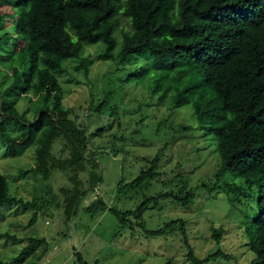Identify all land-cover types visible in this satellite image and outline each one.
Here are the masks:
<instances>
[{
  "label": "rangeland",
  "instance_id": "obj_1",
  "mask_svg": "<svg viewBox=\"0 0 264 264\" xmlns=\"http://www.w3.org/2000/svg\"><path fill=\"white\" fill-rule=\"evenodd\" d=\"M120 2L122 10L125 0ZM20 7L17 0H0L4 22L0 25V92L11 82L12 66L22 61L25 42L14 38L13 32ZM121 10L115 16L117 48L122 31L130 30V21ZM103 49L101 40L86 45L81 57L66 60L65 70L57 75L68 118L87 138L83 166L66 164L43 176L34 170L35 145L15 157H0L9 195L30 202L25 206L23 202L0 204V260H11L27 245L28 237H36L45 243L37 245L20 264H193L186 259L188 250L177 221L181 220L198 259L217 250L222 253L202 264H249L254 254L245 227L257 212L256 186L248 188L242 178L228 173L216 182V143L212 134L198 126L192 103L173 105L176 91L164 94V86L152 93L149 77L126 81L140 62L118 65L100 58ZM20 96L14 106L32 120L41 97L31 92ZM103 101L105 105L98 109ZM5 115H0V121L18 138L16 120ZM5 149L0 142V153ZM51 152L55 159L69 158L68 140L58 135ZM153 164V178L124 186ZM91 169L100 176L96 188L86 189L77 209L67 212L69 198L88 186ZM164 193L168 197L154 199ZM187 194H191L188 203L177 201ZM93 200H100L105 208L87 212ZM145 200L139 218L128 215L120 223L113 214L136 212ZM33 212L36 217L29 224ZM170 222L173 226L166 228ZM143 227L165 232L151 236ZM214 230L221 233L217 242Z\"/></svg>",
  "mask_w": 264,
  "mask_h": 264
},
{
  "label": "trees",
  "instance_id": "obj_2",
  "mask_svg": "<svg viewBox=\"0 0 264 264\" xmlns=\"http://www.w3.org/2000/svg\"><path fill=\"white\" fill-rule=\"evenodd\" d=\"M17 4L21 7L14 23V38H22L25 46L19 66L11 68V82L0 92V115L15 119L20 135H10L0 121V142L6 146L0 157H15L35 145L34 170L43 176L66 164L83 166L87 138L68 118L57 75L65 70L66 60L80 58L86 45L101 40V59L118 65L140 62L126 81L149 77L152 93L164 86V94L176 91L173 105L192 103L198 126L205 134H212L216 143V182L228 173L242 178L248 188L256 186L257 212L246 220L245 231L254 254L249 264H264V0H125L122 10L120 0H17ZM118 10L129 19L130 30L122 31L117 48L114 31ZM28 92L41 97L32 120L25 119L14 106L16 99ZM60 134L71 148L70 157L63 160L55 159L51 152L52 142ZM155 168L153 164L124 186L153 178ZM99 177L97 170L88 171V186L69 198L67 212L77 209L79 197L86 189L96 188ZM236 188L242 191L241 186ZM190 196L176 199L184 205ZM165 197L166 193L154 199ZM13 202L23 200L9 195L8 180L0 172V204ZM146 202H141L136 212L113 214L120 223H125L128 215L139 218ZM99 208L105 205L93 200L86 211L92 214ZM35 217L33 212L29 224ZM177 221L188 261L202 264L222 256L217 250L198 259L182 221ZM143 232L158 236L165 229L143 227ZM220 235L218 230L212 233L216 242ZM27 241L11 260H0V264H20L46 240L28 237Z\"/></svg>",
  "mask_w": 264,
  "mask_h": 264
}]
</instances>
